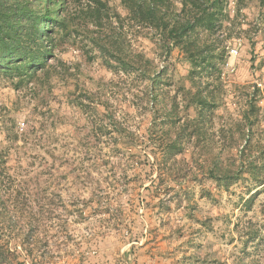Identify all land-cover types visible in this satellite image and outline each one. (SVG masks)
<instances>
[{
    "label": "rangeland",
    "instance_id": "rangeland-1",
    "mask_svg": "<svg viewBox=\"0 0 264 264\" xmlns=\"http://www.w3.org/2000/svg\"><path fill=\"white\" fill-rule=\"evenodd\" d=\"M235 2L229 0L230 16ZM241 4V29L224 42L226 63L218 77H209L210 87H219L206 127L212 141L174 155L149 190L145 186L156 178L157 167L144 157L147 149L140 144L127 148L107 130L92 126L107 119L105 111H113L140 136L156 110L159 138L165 109L177 104L176 114L183 119L186 95L179 85L189 87V66L178 48L164 54L143 30L131 38L155 70L165 69L153 103L146 95L147 80L134 72L113 76L99 58L87 59L86 43L79 38L76 47L59 53L68 69L51 76L50 90L47 85L15 89L16 79L0 77V146L6 145V128L14 120L11 132H17L22 145L16 149L23 173L31 178L29 189L53 209H43L37 228L43 241L37 264H264V184L239 181L226 190L208 177L204 160L207 148L215 152L226 143L230 133L223 135L221 128L226 131L239 118L255 89L264 126V11L256 0ZM189 114L194 115L192 108ZM75 174L80 178L72 179ZM251 189L250 195L257 193L247 207ZM160 201L171 208L161 212ZM241 256L247 262H235Z\"/></svg>",
    "mask_w": 264,
    "mask_h": 264
},
{
    "label": "trees",
    "instance_id": "trees-1",
    "mask_svg": "<svg viewBox=\"0 0 264 264\" xmlns=\"http://www.w3.org/2000/svg\"><path fill=\"white\" fill-rule=\"evenodd\" d=\"M242 1L236 0L230 16L229 0H178L179 7L174 0H0V77L16 79L15 89L47 85L50 90L51 76L61 68L68 69L59 53L76 47L79 38L86 43L87 59L99 58L113 76L134 72L147 80L146 95L153 103L158 99L157 86L165 69L155 70L153 60L136 49L131 38L143 30L145 35L155 37L154 42L164 54L178 48L189 66V87L179 85L186 95L183 119L176 114L177 104L165 109L162 119L166 126L160 128L159 138L155 136L159 125L154 116L156 110L146 133L140 136L113 111H105L107 119L92 126L95 131L107 130L127 148L140 144L149 151L144 157L152 159L157 167L156 178L145 186L149 190L159 183L162 169L174 155L189 146L203 147L205 144L200 143L207 139L212 141L206 136V127L217 106L215 91L219 87H210L209 77L213 73L218 77L226 63L224 42L241 29ZM256 2L264 11V0ZM256 94L257 89L252 90L239 118L226 131L221 128L223 135L230 133L222 139L226 143L215 152L207 148L206 173L226 190L239 181L253 186L264 184V135L258 136V129L261 127L264 132V126L260 124L261 108ZM89 95L92 103L93 95ZM88 106L97 112L95 106ZM190 108L194 115L189 114ZM14 124V120L9 123L6 145L0 146V264H37L42 262L43 245L37 228L42 212L53 209L48 208L49 201L36 200L29 189L31 178L23 173L18 152L22 145L17 143V132H11ZM171 128L173 136L169 135ZM76 178H80L79 174L72 176ZM251 191L244 200L247 207L257 193L250 195ZM177 195L174 191L172 198L178 204ZM163 203L160 201L158 206L161 212L171 208ZM249 233L252 240L257 236L253 231ZM235 262L247 260L241 256Z\"/></svg>",
    "mask_w": 264,
    "mask_h": 264
},
{
    "label": "built area",
    "instance_id": "built-area-1",
    "mask_svg": "<svg viewBox=\"0 0 264 264\" xmlns=\"http://www.w3.org/2000/svg\"><path fill=\"white\" fill-rule=\"evenodd\" d=\"M232 55H235L237 53V50L235 48H231L229 51Z\"/></svg>",
    "mask_w": 264,
    "mask_h": 264
}]
</instances>
